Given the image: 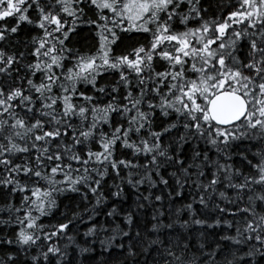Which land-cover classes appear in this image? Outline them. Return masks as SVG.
I'll list each match as a JSON object with an SVG mask.
<instances>
[{"label": "snow or ice", "instance_id": "obj_1", "mask_svg": "<svg viewBox=\"0 0 264 264\" xmlns=\"http://www.w3.org/2000/svg\"><path fill=\"white\" fill-rule=\"evenodd\" d=\"M0 264H264V0H0Z\"/></svg>", "mask_w": 264, "mask_h": 264}, {"label": "trees", "instance_id": "obj_2", "mask_svg": "<svg viewBox=\"0 0 264 264\" xmlns=\"http://www.w3.org/2000/svg\"><path fill=\"white\" fill-rule=\"evenodd\" d=\"M23 27V26H22ZM65 203H67V201H65ZM53 222H55V221H53Z\"/></svg>", "mask_w": 264, "mask_h": 264}]
</instances>
